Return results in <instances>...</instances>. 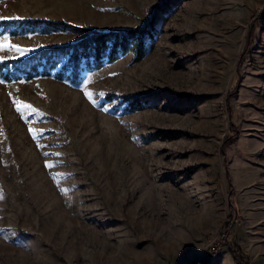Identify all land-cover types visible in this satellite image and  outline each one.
Segmentation results:
<instances>
[{
    "label": "rangeland",
    "instance_id": "rangeland-1",
    "mask_svg": "<svg viewBox=\"0 0 264 264\" xmlns=\"http://www.w3.org/2000/svg\"><path fill=\"white\" fill-rule=\"evenodd\" d=\"M263 14L264 0H0L15 20L0 60L153 17L160 30L142 58L78 82L0 75V264H194L218 245L203 264H238L230 244L264 264ZM33 18L63 25L21 29Z\"/></svg>",
    "mask_w": 264,
    "mask_h": 264
},
{
    "label": "trees",
    "instance_id": "trees-1",
    "mask_svg": "<svg viewBox=\"0 0 264 264\" xmlns=\"http://www.w3.org/2000/svg\"><path fill=\"white\" fill-rule=\"evenodd\" d=\"M12 21L15 20L8 18L0 20V27L3 26L0 28V34L13 24ZM21 22L23 23L21 29L28 30L39 27L54 30L61 24L53 21L44 23L38 18L23 19ZM159 31L158 21L154 17L137 27L94 30L73 42L43 46L27 55L4 58L0 60V75L8 80H29L39 76H52L78 82L86 71L100 68L105 63L118 59L130 49L135 51L137 59L142 58ZM235 131L236 129L232 135ZM236 216V213H230L229 227L233 225ZM230 236V231L226 232L224 237L226 242L229 241ZM219 246L215 249H206L194 264L205 263L213 253L220 250ZM229 246L234 249L237 263L247 264L244 260L245 255L232 244Z\"/></svg>",
    "mask_w": 264,
    "mask_h": 264
},
{
    "label": "snow or ice",
    "instance_id": "snow-or-ice-1",
    "mask_svg": "<svg viewBox=\"0 0 264 264\" xmlns=\"http://www.w3.org/2000/svg\"><path fill=\"white\" fill-rule=\"evenodd\" d=\"M5 47L11 48L13 46L12 45H5L4 43L0 42V50H3ZM89 98L91 99V95L90 94H89ZM22 107L23 108H31V106L30 105H27V104H23ZM17 110L18 111L21 110V105L20 104H18ZM49 166H51V165H49Z\"/></svg>",
    "mask_w": 264,
    "mask_h": 264
}]
</instances>
